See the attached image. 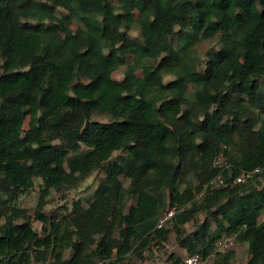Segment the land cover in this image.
<instances>
[{
  "label": "trees",
  "instance_id": "trees-1",
  "mask_svg": "<svg viewBox=\"0 0 264 264\" xmlns=\"http://www.w3.org/2000/svg\"><path fill=\"white\" fill-rule=\"evenodd\" d=\"M118 2L0 0V264L46 262L48 255L62 264L65 248L73 250L68 264H77L91 246L97 259L116 251L111 264H124L161 236L156 225L166 204L182 207L198 193L201 203L171 218L184 225L203 210L213 220L214 228L205 219L180 238L188 256L206 259L222 237L235 236L247 243L244 264H264V184L256 181L264 172L203 191L225 147L238 153L225 156L232 176L264 166V0ZM133 22L137 39L126 35ZM214 38L219 48L199 69L195 47ZM123 66V79H113ZM164 73L175 79L164 83ZM95 113L110 120L91 121ZM115 152L123 156L111 160ZM99 170L104 177L87 208L76 205L57 221L43 213L49 190ZM35 179L42 235L16 205ZM126 195L134 202L125 213Z\"/></svg>",
  "mask_w": 264,
  "mask_h": 264
},
{
  "label": "rangeland",
  "instance_id": "rangeland-1",
  "mask_svg": "<svg viewBox=\"0 0 264 264\" xmlns=\"http://www.w3.org/2000/svg\"><path fill=\"white\" fill-rule=\"evenodd\" d=\"M112 7L118 6V0H108ZM65 12L59 10L58 15H64ZM138 16L136 10L132 9V17L135 20ZM69 27L74 31L77 28V25L74 21L69 23ZM175 35H170L168 37L169 43L175 44L178 37V28H175ZM59 36H62V33H57ZM126 35L131 39H137L139 35V28L136 22L130 24L128 28H126ZM219 48L218 38L203 40L198 43L195 47L196 57L198 59V68L200 69L203 65V62L206 58V53L212 49ZM124 57L129 62L132 58V54L130 51L124 52ZM160 61V58L157 59L155 64ZM125 66L121 67L118 71H115L112 74V78L115 80L123 79V69ZM140 75V73H137ZM175 79V75L173 73H164L163 82L168 83ZM193 91V85H189L187 88V92L191 95ZM190 98V96H188ZM262 119L259 122V128L264 126V115L260 117ZM91 121L96 122H108L110 120L109 117L102 114H93L90 119ZM224 148V147H223ZM227 151V158L229 156L238 157V153L234 147H225ZM85 149V147H83ZM123 156L120 152H115L111 158V160L119 159ZM226 158V159H227ZM104 177V173L99 170L91 173L87 178L75 181L71 184H67L66 186H61L59 189H51L46 197L43 199V213L48 217L55 221L61 220L64 216H68L72 213L73 209L76 205H79L82 208H87L91 202L95 199L96 190L99 185L100 180ZM125 188L128 187L129 181L120 177ZM260 182V186L264 184L263 177H260L256 180ZM196 185V181L194 177H192V183L190 186L194 187ZM184 185L180 187L181 190L184 189ZM40 189H41V181L39 179H35L33 183V187L31 190L21 195L16 201V205L19 209L24 211V214L30 218L32 227L39 233V235L43 234L41 224L34 219V211L36 206L40 200ZM196 194V193H195ZM202 196L198 193L193 196L192 200L189 201L182 207H168L167 204L165 208L162 210L159 218H161L167 211L170 209H175V215L179 214V212L183 209H187L190 207L191 203H201ZM134 202V199L130 195H126L124 198V209L123 211L126 213L128 211L129 206ZM167 203V200H166ZM205 219L209 220L212 228H214V223L211 217L207 214V212L200 210L195 214L193 220L185 223L184 225H178L174 221V218L169 222H166L161 228L162 233L161 236L157 234L152 235L146 241L145 245L137 250H134L127 254L124 258V264H182V260L188 256L186 250L180 246V238L185 236H190L196 233L197 229L204 223ZM262 219V218H260ZM23 221V217L19 216L16 220V223H21ZM1 223L3 220L0 221ZM160 230V229H158ZM115 235L117 233L115 232ZM94 247L91 246L88 250L87 254L81 257L80 262L77 264H111L116 258V251H113L110 258L106 260L97 259L93 254ZM228 252H231V256L228 259L224 258V255ZM73 254V250L71 248H65L62 252L61 262L62 264H68L71 256ZM202 255V254H201ZM249 257L247 243L239 242L235 238V236L230 237H222L218 243H216L213 247L208 250V256L204 259L205 264H223L226 261V264H244L246 263ZM32 264H55L54 258L47 256L46 262H32Z\"/></svg>",
  "mask_w": 264,
  "mask_h": 264
},
{
  "label": "built area",
  "instance_id": "built-area-1",
  "mask_svg": "<svg viewBox=\"0 0 264 264\" xmlns=\"http://www.w3.org/2000/svg\"><path fill=\"white\" fill-rule=\"evenodd\" d=\"M211 167L215 170V174L213 177L208 181L207 184L204 185L203 191L206 190H213L216 188L227 186L228 183L230 185H241L247 184L253 179L264 172V166L255 168L252 171H239V173L235 176H232V167L226 157L223 154L216 155L211 163ZM224 173H227V180L224 177ZM231 179V180H230ZM201 195V194H200ZM175 214L174 209L167 211L161 218H159L156 229L163 228L164 224L168 222L173 215ZM204 259L200 254H193L187 256L182 260V264H203Z\"/></svg>",
  "mask_w": 264,
  "mask_h": 264
}]
</instances>
